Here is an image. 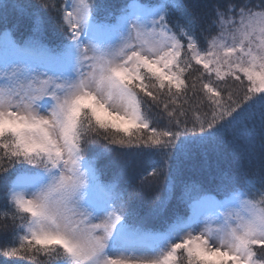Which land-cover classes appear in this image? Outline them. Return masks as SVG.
Returning <instances> with one entry per match:
<instances>
[{"label": "snow or ice", "instance_id": "6c2138e0", "mask_svg": "<svg viewBox=\"0 0 264 264\" xmlns=\"http://www.w3.org/2000/svg\"><path fill=\"white\" fill-rule=\"evenodd\" d=\"M0 257L264 264V0H0Z\"/></svg>", "mask_w": 264, "mask_h": 264}, {"label": "trees", "instance_id": "16d2710c", "mask_svg": "<svg viewBox=\"0 0 264 264\" xmlns=\"http://www.w3.org/2000/svg\"><path fill=\"white\" fill-rule=\"evenodd\" d=\"M22 2H24V3H36L37 0H22ZM62 2H63V0H57V3H62ZM241 98H242V93H241ZM148 163H150V161H148V160L144 161L145 166H147ZM134 164H135V161H134ZM155 194H160V193L157 192V193H154V195ZM4 259H5L4 257H0V264H3ZM10 259H21V258L17 257V258H10ZM25 264H27V261H25Z\"/></svg>", "mask_w": 264, "mask_h": 264}]
</instances>
